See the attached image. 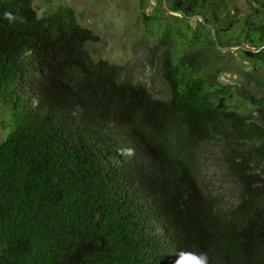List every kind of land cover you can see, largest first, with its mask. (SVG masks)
Returning <instances> with one entry per match:
<instances>
[{
  "label": "trees",
  "instance_id": "1",
  "mask_svg": "<svg viewBox=\"0 0 264 264\" xmlns=\"http://www.w3.org/2000/svg\"><path fill=\"white\" fill-rule=\"evenodd\" d=\"M236 1L156 0L150 15L140 1L158 98L93 56L101 39L71 7L0 0V264H264V0ZM211 142L232 208L199 181Z\"/></svg>",
  "mask_w": 264,
  "mask_h": 264
},
{
  "label": "rangeland",
  "instance_id": "2",
  "mask_svg": "<svg viewBox=\"0 0 264 264\" xmlns=\"http://www.w3.org/2000/svg\"><path fill=\"white\" fill-rule=\"evenodd\" d=\"M141 0H32L39 17L55 11L60 5L71 7L82 26L91 29L101 39L98 43L89 45L96 59H107L117 64H130L136 78L150 85L156 97H163L165 89L155 75L147 59L149 50L145 44H140L144 38V23L139 13ZM156 0H145L146 14L150 15ZM166 7V4L164 5ZM231 8L239 6L241 11L247 9L245 0L232 3ZM179 16L178 14L167 13ZM196 20H199L197 18ZM191 21L193 25L196 21ZM201 20V19H200ZM154 44V42H148ZM238 48L251 49L242 44L241 47L224 49L232 55ZM230 72L224 74L221 80L225 83L235 79L234 68L244 63L239 58L229 60ZM6 113L0 105V141L9 134L6 130ZM8 131V132H7ZM199 181L209 194L216 197L223 208H232L238 199V186L235 178L228 172L225 157L217 143H207L200 154Z\"/></svg>",
  "mask_w": 264,
  "mask_h": 264
},
{
  "label": "clouds",
  "instance_id": "3",
  "mask_svg": "<svg viewBox=\"0 0 264 264\" xmlns=\"http://www.w3.org/2000/svg\"><path fill=\"white\" fill-rule=\"evenodd\" d=\"M4 18L9 22H14L16 17L11 12H5ZM174 264H209L208 256L204 253L194 251H180Z\"/></svg>",
  "mask_w": 264,
  "mask_h": 264
}]
</instances>
